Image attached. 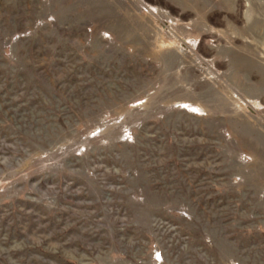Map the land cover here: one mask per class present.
<instances>
[{
	"label": "rangeland",
	"instance_id": "obj_1",
	"mask_svg": "<svg viewBox=\"0 0 264 264\" xmlns=\"http://www.w3.org/2000/svg\"><path fill=\"white\" fill-rule=\"evenodd\" d=\"M0 264H264V0H0Z\"/></svg>",
	"mask_w": 264,
	"mask_h": 264
},
{
	"label": "bare ground",
	"instance_id": "obj_2",
	"mask_svg": "<svg viewBox=\"0 0 264 264\" xmlns=\"http://www.w3.org/2000/svg\"><path fill=\"white\" fill-rule=\"evenodd\" d=\"M215 1V0H214Z\"/></svg>",
	"mask_w": 264,
	"mask_h": 264
}]
</instances>
